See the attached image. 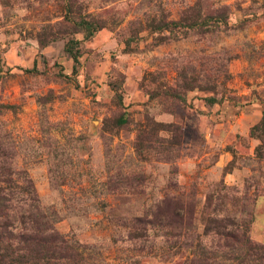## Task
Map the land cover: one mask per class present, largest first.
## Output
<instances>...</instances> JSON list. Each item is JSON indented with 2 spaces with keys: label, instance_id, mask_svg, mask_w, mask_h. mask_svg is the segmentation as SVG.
Returning <instances> with one entry per match:
<instances>
[{
  "label": "rangeland",
  "instance_id": "obj_1",
  "mask_svg": "<svg viewBox=\"0 0 264 264\" xmlns=\"http://www.w3.org/2000/svg\"><path fill=\"white\" fill-rule=\"evenodd\" d=\"M0 187V264H264V0H0Z\"/></svg>",
  "mask_w": 264,
  "mask_h": 264
},
{
  "label": "trees",
  "instance_id": "obj_2",
  "mask_svg": "<svg viewBox=\"0 0 264 264\" xmlns=\"http://www.w3.org/2000/svg\"><path fill=\"white\" fill-rule=\"evenodd\" d=\"M7 183L10 182V180L6 181ZM4 188H1L0 187V214L3 215V219H4V223L0 224V239L1 238H4L6 237L7 239L11 240V239H16L17 242H20V241H24L26 240V238L28 237V235H25L22 237V234H17L15 231H14V227L12 225L13 222L9 221L8 220V215L6 213H3L2 212V208H4V210L7 208V204L10 202V196L8 194H4ZM1 216V215H0ZM37 229V233L35 235H32L30 236L29 238L30 239H36V236H38L37 234L41 232L40 229L36 228ZM53 237V235H51ZM22 237V238H21ZM248 244H251L250 241L247 239L246 240ZM247 244V245H248ZM252 248H255L256 249V252L262 254V259L264 258V246H257V245H251ZM30 248V247H29ZM31 249V248H30ZM34 249V248H33ZM32 251V249H31ZM249 254V253H248ZM24 257V256H23ZM26 258V257H24ZM23 258V259H24ZM260 258V259H261ZM15 264H20L21 262L20 261H17L15 260L14 261ZM13 263V264H14Z\"/></svg>",
  "mask_w": 264,
  "mask_h": 264
}]
</instances>
